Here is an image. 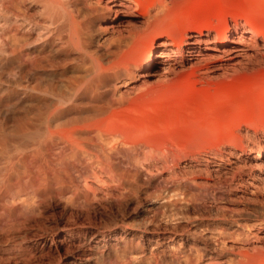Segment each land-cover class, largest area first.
I'll list each match as a JSON object with an SVG mask.
<instances>
[{"label":"bare ground","instance_id":"bare-ground-1","mask_svg":"<svg viewBox=\"0 0 264 264\" xmlns=\"http://www.w3.org/2000/svg\"><path fill=\"white\" fill-rule=\"evenodd\" d=\"M183 1L97 0L100 10L86 0H0V79L6 83L0 91L19 93L21 105L35 107L37 121L32 128L26 117L9 125L15 119L8 112L10 103H1L0 264L45 262V257L49 264L102 261L109 249L106 234L93 232L86 240L83 227L106 197L136 189L137 174L125 166L124 152H147L149 171L169 170L170 179L179 182L174 181L168 195L191 203L185 210L173 208L184 218L190 208L205 204L200 203V192L206 188L225 186L228 197L264 203V130L251 132V121L227 136L232 143L220 141L217 148L214 142L225 134L211 125L209 133L194 138L191 152L174 161V153L147 141V126L129 116L176 92L183 78L203 82L264 65V32L256 33L251 20L248 27H234L215 40L210 25L194 30L189 23L175 21L184 14ZM104 9L115 14L119 25L109 48L97 45L94 35ZM8 35L13 43L4 39ZM229 42L234 45L228 47ZM136 71L137 87L115 98L111 84ZM248 142L252 146L246 153ZM251 153L255 155L249 157ZM66 194L69 202L85 203L63 205L57 214L53 207ZM200 223L194 221L195 226ZM257 231L264 238V225ZM75 235L71 249L67 242ZM247 248L250 264H264V241Z\"/></svg>","mask_w":264,"mask_h":264},{"label":"rangeland","instance_id":"rangeland-1","mask_svg":"<svg viewBox=\"0 0 264 264\" xmlns=\"http://www.w3.org/2000/svg\"><path fill=\"white\" fill-rule=\"evenodd\" d=\"M86 4L101 7L97 0H86ZM180 8L184 10V14L175 18L176 22L189 23L194 30L210 25L215 40L221 39L228 30L233 31L234 27H248L247 20L253 22L256 33L264 32V0H185L180 3ZM104 12V17L96 22L94 35L97 45L109 48L118 35L119 25L112 11L104 9ZM183 31L182 28L181 32ZM9 35H14L15 39L20 36L19 33ZM235 35L236 33H232L233 39H236ZM8 36H4V39L13 43L12 37ZM262 41L264 38L260 39ZM232 45L233 42L227 44L228 47ZM145 47V44L141 45L139 53ZM4 79H0L3 82L0 83V88L6 87ZM190 81L188 78L181 79L175 85L176 92H169L129 114L136 123L147 126L148 130L143 134L147 141L153 140L150 143H159L158 145L169 148L174 153V161L178 156L191 152L197 140L194 141V138L209 133L211 125L222 128L225 134L224 139L214 142L215 148L222 141L232 143V139L227 136L237 133L240 126L248 125L246 121L252 122L249 125L251 132L255 130L259 133L264 130V65L251 72L240 71L227 78L200 81L201 83ZM138 83L139 75L136 71L132 76L116 79L110 89L115 98L121 99L127 96L129 87ZM18 99L20 100L19 93L15 94L8 89L0 91V108L3 101L9 102L8 112L15 118L8 122L9 125H13L16 119L23 121L26 117L29 127H34L37 123L35 107L21 105ZM2 119L3 115L0 114V121ZM199 130H202L201 133ZM250 143L248 142L246 153H249V147L252 146ZM183 144L185 148L179 147ZM188 147L191 148L190 151ZM146 153L139 152L137 157L133 155L134 158L126 152L121 155L125 166L137 174L136 189H123L115 196L106 197L93 213L91 222L83 227L88 231L86 240L93 232L106 234L104 242L109 248L102 261L92 259L89 264H250L246 253L251 251L247 246L252 242L264 241L257 231L258 226L264 225V203L228 197L225 186L206 188L200 192V203H205L201 205L203 208L200 206L202 210L198 207L190 208L188 218H184L181 214H175L173 208L185 210L184 206L189 207L191 203L179 200L175 195L169 196L167 192L179 181L170 179L167 168H152L149 171L146 167L149 161ZM253 155L255 153H251L249 157ZM80 160V167L85 166V159L81 156ZM247 161L251 162V158H247ZM69 196H62L55 204L53 208L57 214L62 211L63 205L71 208L85 203L83 199L69 202L66 199ZM139 199L142 203H138ZM21 209L27 210L23 206ZM192 219L201 221L199 227L194 225ZM75 237L78 235L67 242L71 249L75 248ZM137 243H140L139 246ZM111 246L116 250L110 251ZM48 259L45 257V262L34 261L32 264H47ZM260 263L262 261L251 264Z\"/></svg>","mask_w":264,"mask_h":264}]
</instances>
